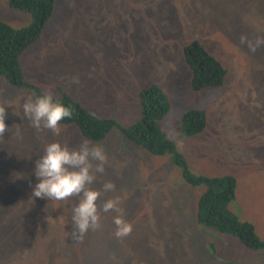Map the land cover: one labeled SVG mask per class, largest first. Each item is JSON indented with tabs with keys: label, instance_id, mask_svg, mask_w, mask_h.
Wrapping results in <instances>:
<instances>
[{
	"label": "rangeland",
	"instance_id": "374dc122",
	"mask_svg": "<svg viewBox=\"0 0 264 264\" xmlns=\"http://www.w3.org/2000/svg\"><path fill=\"white\" fill-rule=\"evenodd\" d=\"M0 20L15 28L29 13L0 0ZM242 33L249 34L242 42ZM264 0H55L39 37L20 54L27 84L40 92H63L90 113L129 125L140 117V92L151 85L169 107L160 127L196 174L237 178L230 209L254 221L264 239ZM245 38V37H244ZM198 40L227 68L221 87L196 91L183 46ZM28 86L0 77V264H262L264 249L245 247L232 235L201 226L197 201L205 186H192L168 153L156 155L132 143L117 128L99 142L73 123L60 134L35 129L22 105ZM192 109L206 125L195 135L175 124ZM59 140L76 148L84 140L104 148L108 161L91 187L98 204L119 197L129 235L117 238L115 212H100V226L71 237V207L77 198L49 201L32 196L35 160ZM112 181L114 190L102 185Z\"/></svg>",
	"mask_w": 264,
	"mask_h": 264
},
{
	"label": "trees",
	"instance_id": "16d2710c",
	"mask_svg": "<svg viewBox=\"0 0 264 264\" xmlns=\"http://www.w3.org/2000/svg\"><path fill=\"white\" fill-rule=\"evenodd\" d=\"M10 7L29 13L32 21L26 27L15 28L0 20V77H5L16 86H28L35 96L41 92L26 83L20 63V54L40 35L44 25L52 16L55 0H8ZM245 39L248 33H242ZM183 55L190 72L191 86L199 91L204 88L221 87L227 68L209 53L198 40H191L183 46ZM140 117L129 125H121L113 118H102L90 113L79 101L63 92L58 99L73 110L72 118L60 123H73L83 137L99 142L117 127L132 143L156 155L168 153L171 161L181 169L182 178L192 186H205L197 201L196 221L203 227L232 235L253 250L264 249L255 229L254 221L241 219L230 209L235 200L237 178L229 173L221 175L196 174L187 159L178 151L172 140L160 127V120L166 114L169 102L163 90L151 85L140 92ZM206 125L204 110L192 109L185 112L175 124L180 134L192 136L200 133ZM264 264V262L262 263Z\"/></svg>",
	"mask_w": 264,
	"mask_h": 264
},
{
	"label": "clouds",
	"instance_id": "9594fccd",
	"mask_svg": "<svg viewBox=\"0 0 264 264\" xmlns=\"http://www.w3.org/2000/svg\"><path fill=\"white\" fill-rule=\"evenodd\" d=\"M242 42L245 38L242 37ZM264 45V37H258L255 43L249 42L253 51ZM23 115L31 125L39 130L49 129L54 135L60 134V122L65 118H72L71 107L62 103L51 90L42 91L39 95H28L22 105ZM6 109L0 107V135L6 130ZM108 161L104 148L92 144L88 140L82 141L79 147L72 148L67 143L53 140L44 146L43 153L35 160L33 174L36 182L32 187L34 198L49 201H66L76 197V203L71 207V237L80 239L89 229L100 226V212H115L113 223L114 235L125 237L132 231V224L124 217V210L120 207V198L115 197L98 204L101 189L91 187L96 181L97 174L105 171ZM112 181L102 185L104 192L114 190Z\"/></svg>",
	"mask_w": 264,
	"mask_h": 264
}]
</instances>
